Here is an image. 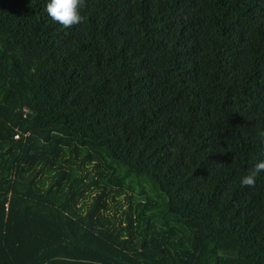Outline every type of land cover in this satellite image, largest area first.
Masks as SVG:
<instances>
[{"label": "trees", "instance_id": "16d2710c", "mask_svg": "<svg viewBox=\"0 0 264 264\" xmlns=\"http://www.w3.org/2000/svg\"><path fill=\"white\" fill-rule=\"evenodd\" d=\"M0 0V264H264V0Z\"/></svg>", "mask_w": 264, "mask_h": 264}, {"label": "clouds", "instance_id": "9594fccd", "mask_svg": "<svg viewBox=\"0 0 264 264\" xmlns=\"http://www.w3.org/2000/svg\"><path fill=\"white\" fill-rule=\"evenodd\" d=\"M85 7L86 0H49L46 12L53 22L69 29L86 22V17L81 14V10ZM258 135L264 139V132H260ZM262 173H264V160L255 163L254 167L241 178V186L255 188Z\"/></svg>", "mask_w": 264, "mask_h": 264}]
</instances>
